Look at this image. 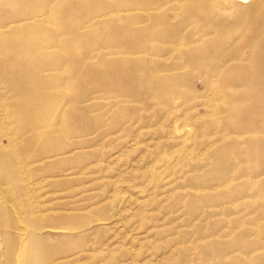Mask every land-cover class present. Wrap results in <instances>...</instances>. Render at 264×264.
Returning <instances> with one entry per match:
<instances>
[{"label":"rangeland","instance_id":"obj_1","mask_svg":"<svg viewBox=\"0 0 264 264\" xmlns=\"http://www.w3.org/2000/svg\"><path fill=\"white\" fill-rule=\"evenodd\" d=\"M253 1L0 0V264H264Z\"/></svg>","mask_w":264,"mask_h":264},{"label":"bare ground","instance_id":"obj_2","mask_svg":"<svg viewBox=\"0 0 264 264\" xmlns=\"http://www.w3.org/2000/svg\"><path fill=\"white\" fill-rule=\"evenodd\" d=\"M239 1V0H238ZM241 2V4H247L248 2H249V0H240ZM233 3H235V4H237V5H234V6H238L239 4L237 3V2H233ZM239 7H244V6H242V5H240ZM246 8V7H245ZM249 8H252V12H263V10H264V0H254L253 2H251L250 4H249V7H248V9ZM236 9V8H235ZM243 9V8H242ZM247 8L245 9V14H246V10H248ZM244 10V9H243ZM251 10V9H250ZM249 12V11H248ZM250 13V12H249ZM251 14V13H250ZM255 15H257V14H255ZM249 17L251 18V17H253L254 18V16L253 15H249ZM252 18V19H253ZM262 18V17H261ZM259 21V20H258ZM253 22V21H252ZM255 23V22H254ZM253 23V24H254ZM262 35V34H261ZM260 44V43H259ZM263 52V51H262Z\"/></svg>","mask_w":264,"mask_h":264}]
</instances>
